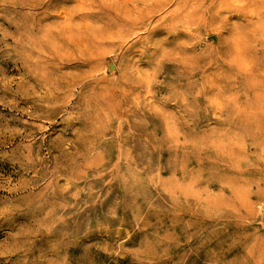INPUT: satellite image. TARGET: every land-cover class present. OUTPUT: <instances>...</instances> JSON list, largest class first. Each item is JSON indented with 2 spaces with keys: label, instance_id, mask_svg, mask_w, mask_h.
<instances>
[{
  "label": "rangeland",
  "instance_id": "rangeland-1",
  "mask_svg": "<svg viewBox=\"0 0 264 264\" xmlns=\"http://www.w3.org/2000/svg\"><path fill=\"white\" fill-rule=\"evenodd\" d=\"M0 264H264V0H0Z\"/></svg>",
  "mask_w": 264,
  "mask_h": 264
}]
</instances>
